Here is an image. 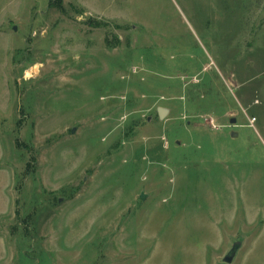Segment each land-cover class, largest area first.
Returning a JSON list of instances; mask_svg holds the SVG:
<instances>
[{
  "label": "rangeland",
  "instance_id": "rangeland-1",
  "mask_svg": "<svg viewBox=\"0 0 264 264\" xmlns=\"http://www.w3.org/2000/svg\"><path fill=\"white\" fill-rule=\"evenodd\" d=\"M0 264H264V0H0Z\"/></svg>",
  "mask_w": 264,
  "mask_h": 264
},
{
  "label": "water",
  "instance_id": "water-1",
  "mask_svg": "<svg viewBox=\"0 0 264 264\" xmlns=\"http://www.w3.org/2000/svg\"><path fill=\"white\" fill-rule=\"evenodd\" d=\"M166 113H167V109H165V108H163V107H160V108L157 109V114H158L159 119L162 118L163 116H165ZM230 122H231V123L235 122V119H231ZM231 135L233 136V134H231ZM144 198H145L144 194L141 193V194H140V199H141V200H144ZM239 244H240L239 241H235V242L232 243V247H231L230 250L227 252V254L223 257V261H224L225 263H227V262H228V263L232 262L231 260H232V258L234 257L236 251L238 250V248H239V246H240Z\"/></svg>",
  "mask_w": 264,
  "mask_h": 264
}]
</instances>
